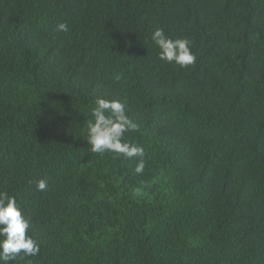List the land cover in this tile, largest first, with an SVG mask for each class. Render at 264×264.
<instances>
[{"label": "trees", "instance_id": "1", "mask_svg": "<svg viewBox=\"0 0 264 264\" xmlns=\"http://www.w3.org/2000/svg\"><path fill=\"white\" fill-rule=\"evenodd\" d=\"M98 96L139 125L142 174L90 151ZM0 190L40 246L10 264H264V0H0Z\"/></svg>", "mask_w": 264, "mask_h": 264}, {"label": "clouds", "instance_id": "2", "mask_svg": "<svg viewBox=\"0 0 264 264\" xmlns=\"http://www.w3.org/2000/svg\"><path fill=\"white\" fill-rule=\"evenodd\" d=\"M67 22H58L55 31L68 33ZM150 43L158 49L161 61L174 63L181 68L194 65L196 55L192 41L187 37L173 38L163 27L155 26L149 33ZM115 79L120 80L116 75ZM86 121L84 139L90 151L97 154L111 153L115 158L135 161L134 171L142 174L145 169V149L126 139V133L139 131V125L126 114V105L117 99L96 97ZM36 190L48 188L46 179L35 181ZM30 219L26 217L14 196L0 190V264H10L18 258L35 257L40 253L37 240L29 235ZM31 264V261H29Z\"/></svg>", "mask_w": 264, "mask_h": 264}]
</instances>
